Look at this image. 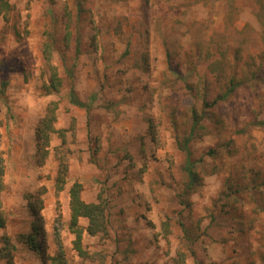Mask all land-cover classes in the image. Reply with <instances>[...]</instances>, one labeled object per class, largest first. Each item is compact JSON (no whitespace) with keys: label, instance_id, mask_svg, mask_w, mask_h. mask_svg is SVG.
I'll return each mask as SVG.
<instances>
[{"label":"rangeland","instance_id":"374dc122","mask_svg":"<svg viewBox=\"0 0 264 264\" xmlns=\"http://www.w3.org/2000/svg\"><path fill=\"white\" fill-rule=\"evenodd\" d=\"M6 1L0 264H52L57 253L66 264H264V0ZM50 37L62 86L44 95ZM71 87L82 102L94 98L88 112L69 103ZM50 102L54 128L67 130L61 191L57 134L36 164L35 129ZM193 112L200 125L190 134ZM73 182L85 203L104 202L107 222L104 233L83 232L79 253ZM33 228L43 259L25 242Z\"/></svg>","mask_w":264,"mask_h":264},{"label":"trees","instance_id":"16d2710c","mask_svg":"<svg viewBox=\"0 0 264 264\" xmlns=\"http://www.w3.org/2000/svg\"><path fill=\"white\" fill-rule=\"evenodd\" d=\"M13 7L6 0H0V15L7 19L8 14L12 11ZM66 24L64 26V40L66 43L70 41L71 33L68 30L69 27V12L66 10ZM54 50V43L52 38H48L42 44V57L45 64L46 80L44 79L41 84V91L44 95L57 94L62 86V79L58 76L55 65L52 63V53ZM78 52L79 49L77 48ZM79 53L75 54L77 57ZM68 71V70H67ZM71 71L67 73L68 77L70 76ZM7 82L4 80L1 82L0 93L2 94L6 89ZM234 87V86H233ZM93 97L90 99V102H82L74 89L71 87L68 93V101L71 105L85 109L87 112L91 109V103L93 102ZM57 102H50L45 110L44 116L37 123L35 129V139H36V164L41 166L44 164L45 160L49 155L50 149V141L53 134H57L61 139V144L57 148L54 149L55 157L57 159V170L55 176V188L56 191H61L65 184L67 183L68 176V163L65 158V154H59V151L65 148V132L67 130H57L54 128V124L56 122L57 116ZM200 125V117L196 112L192 113V127L190 134L194 133V130L198 128ZM187 140L182 146V149L187 153L186 161H185V172L188 177L187 188L192 189L197 182V174L194 171V167L196 162L191 161L189 157V150L187 148ZM62 149V150H63ZM65 151V150H64ZM5 173V160L2 157V153L0 152V193L5 190V185L3 183V177ZM82 185L78 182H73L68 189V197H69V212H70V223L69 229L72 234L75 235V247L78 253L80 252V240L83 232L88 235L95 236L100 233H104L106 231V217H105V205L103 201L99 203H85L81 198ZM34 211V208H31ZM80 220H86V227H81L79 225ZM2 226V222L0 221V227ZM32 231L31 234L26 236L25 242L29 250L34 253H38V255L42 256V245L40 242L35 239L37 235L36 228ZM46 258H44L45 260ZM52 264H66L65 258L62 253H57V255L51 258ZM11 264V263H9ZM181 264V263H178Z\"/></svg>","mask_w":264,"mask_h":264}]
</instances>
